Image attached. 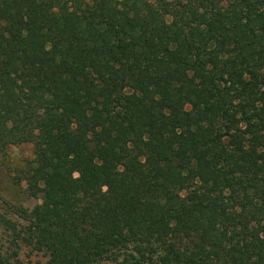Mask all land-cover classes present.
<instances>
[{
	"label": "trees",
	"instance_id": "1",
	"mask_svg": "<svg viewBox=\"0 0 264 264\" xmlns=\"http://www.w3.org/2000/svg\"><path fill=\"white\" fill-rule=\"evenodd\" d=\"M20 145L45 264H264V0H0Z\"/></svg>",
	"mask_w": 264,
	"mask_h": 264
},
{
	"label": "rangeland",
	"instance_id": "2",
	"mask_svg": "<svg viewBox=\"0 0 264 264\" xmlns=\"http://www.w3.org/2000/svg\"><path fill=\"white\" fill-rule=\"evenodd\" d=\"M33 158L31 145L10 148L0 157V264H45L46 258L29 233L34 222L26 210H32L42 199L31 198L27 185L15 184V166ZM10 169H13L11 175ZM26 209V210H25Z\"/></svg>",
	"mask_w": 264,
	"mask_h": 264
}]
</instances>
